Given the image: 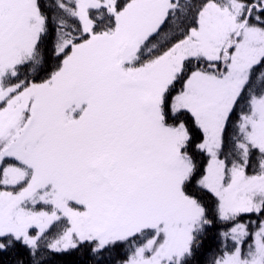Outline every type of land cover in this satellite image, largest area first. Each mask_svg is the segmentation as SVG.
Here are the masks:
<instances>
[{
	"label": "rangeland",
	"instance_id": "374dc122",
	"mask_svg": "<svg viewBox=\"0 0 264 264\" xmlns=\"http://www.w3.org/2000/svg\"><path fill=\"white\" fill-rule=\"evenodd\" d=\"M177 1L130 0L117 9L116 0H75L87 38L71 47L47 81L19 86L5 79L33 54L42 18L35 0H0V163L6 162L0 236L36 247L54 223H65L47 245L66 250L84 240L100 246L151 229L126 264H178L201 224L202 208L181 189L190 170L181 151L185 130L163 122L161 105L188 58L223 66L220 75L195 69L170 100L173 113L188 111L203 132L200 148L208 162L200 184L218 198L224 218L260 208L264 173L226 167L219 148L226 115L264 55V25L254 22L259 15L246 0H210L185 39L137 65L140 46ZM255 2L264 6V0ZM101 7L115 24L95 33L88 10ZM66 46L62 42L58 51ZM111 92L130 123L116 145L108 143V132L88 131L100 98ZM239 131L243 148L264 150V94L252 98ZM248 232L239 224L229 230L235 248L218 264H264V220L252 236Z\"/></svg>",
	"mask_w": 264,
	"mask_h": 264
},
{
	"label": "trees",
	"instance_id": "16d2710c",
	"mask_svg": "<svg viewBox=\"0 0 264 264\" xmlns=\"http://www.w3.org/2000/svg\"><path fill=\"white\" fill-rule=\"evenodd\" d=\"M130 0H116L119 9ZM210 0H179L169 9L155 33L150 35L140 46L137 65L143 64L162 55L173 44L185 39L190 30L197 26L199 13ZM253 12L257 11L264 25V6L257 8L256 0H246ZM37 10L42 18V28L34 45L33 54L15 67L9 75L6 85L26 86L32 83L47 81L52 73L61 67L64 55L87 38L80 19L75 13V0H35ZM260 6V5H259ZM88 15L95 33L106 32L114 27V15L105 7L92 8ZM252 20V16L248 17ZM67 42L61 52L58 47ZM195 69L220 75L222 64L205 59L188 58L170 89L163 96L161 116L167 125H182L186 138L181 151L190 163V170L182 181V192L192 198L202 208V220L194 233L189 250L178 264H218L222 256L232 251L235 244L229 238V230L234 225H244L252 236L264 220V200L257 211L242 212L224 218L221 216L218 198L200 184L205 173L208 155L200 148L203 132L196 124L194 117L185 110L173 113L170 100L174 91L183 85ZM264 94V55L253 65L245 84L241 87L225 118L221 135L219 157L226 167L241 166L247 175L264 173V150L258 147L241 146L239 122L249 112L252 98ZM0 163V180L2 167ZM1 188V186H0ZM65 224V223H64ZM63 223H54L36 247H29L12 235L0 236V264H126L130 255L143 242L152 236L151 229L142 230L127 238L108 241L98 246L95 239L84 240L66 250H52L48 242L64 228Z\"/></svg>",
	"mask_w": 264,
	"mask_h": 264
},
{
	"label": "flooded vegetation",
	"instance_id": "af4514ba",
	"mask_svg": "<svg viewBox=\"0 0 264 264\" xmlns=\"http://www.w3.org/2000/svg\"><path fill=\"white\" fill-rule=\"evenodd\" d=\"M85 86H91L94 88V85L87 84ZM130 125V123H128ZM125 124V117L122 113L120 108L116 107V101L115 96L111 92V96L104 98L101 100L98 104V111L95 115V121L94 125L88 130L89 133H92L93 131H99V136L108 132L107 136H110L111 141H108V143L117 144L121 142V136L125 135V130L128 126ZM107 128H114L115 130H109ZM100 128L102 131H100ZM132 140H137V135L132 136ZM114 139V140H113ZM147 196H151V200H155V194H146ZM153 198V199H152Z\"/></svg>",
	"mask_w": 264,
	"mask_h": 264
}]
</instances>
